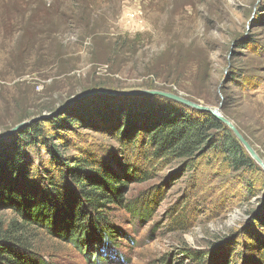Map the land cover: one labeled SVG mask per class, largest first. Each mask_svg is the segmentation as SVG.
Returning a JSON list of instances; mask_svg holds the SVG:
<instances>
[{"label":"rangeland","instance_id":"rangeland-1","mask_svg":"<svg viewBox=\"0 0 264 264\" xmlns=\"http://www.w3.org/2000/svg\"><path fill=\"white\" fill-rule=\"evenodd\" d=\"M8 1L33 7L21 13L29 38L12 20ZM97 2L94 13L76 22L68 0H0V135L47 115L38 121L37 137L17 131L0 142V172H10L8 160L17 156L33 169L30 181L46 183L64 173L61 185L71 201L67 173L81 151H91L125 183L123 205L103 207L105 219L86 221L81 236L67 237L55 220L53 231L36 225L26 234L35 257L46 264H264V169L257 163L260 170L238 169L222 151L186 165V158L155 155L147 135L137 143L142 152L122 145L116 133L121 128L131 136L156 118L161 123L170 113L197 109L164 97L118 94L84 96L58 111L89 90L151 85L220 108L264 160V0ZM72 115L78 121L71 122ZM9 176L0 174V186ZM135 204L140 214L133 213ZM14 219L20 217L0 200V221ZM87 234L110 239L123 260L102 251L88 255L81 246ZM191 251L203 252L204 260L195 263Z\"/></svg>","mask_w":264,"mask_h":264},{"label":"trees","instance_id":"trees-1","mask_svg":"<svg viewBox=\"0 0 264 264\" xmlns=\"http://www.w3.org/2000/svg\"><path fill=\"white\" fill-rule=\"evenodd\" d=\"M7 3L6 6H8V11L12 15V20H16L14 23L18 28H21L25 25L26 20L24 16H21V13L32 10L33 7L24 5L20 1L12 3L8 1ZM97 7V0H68L67 11L70 18L77 22L85 19L90 13H94ZM40 10L38 7L35 12ZM33 19L30 18V27L35 26ZM22 30V37L24 39L29 38L32 31L27 24ZM25 53L26 51H23L19 56H23ZM109 87L103 88L111 89ZM146 87L155 89L151 85ZM78 119L75 115H72L70 121L74 122ZM159 120L161 119L156 118L151 127L143 125L142 129H138V131H130L131 136H125L121 128L117 129L116 133L122 145L129 144L133 148L138 146V142L142 144L143 137L147 135L146 140L150 147L154 148L155 155L186 158V165L191 164L194 166L193 162L197 161L198 157L222 151L228 154L227 156H231V163L238 169L250 167L251 169L260 170L251 156L246 154L241 142L232 130L208 111L197 109L190 115L186 113L183 116H175V114L170 113L167 121L160 123ZM38 121L21 128L17 133L28 137L32 136V138L37 137L38 134L40 135L42 128L40 127L42 124ZM48 122L52 123L56 120L51 118L48 119ZM65 142L67 146V140ZM138 147L143 152L142 145ZM80 154L76 158L74 166L69 168L70 173H67L71 175L69 180L74 184L75 196L71 201L66 199L68 194L63 193L64 189L60 179L63 178L64 173L47 178L46 183H40L37 180L34 182L28 178L33 175V169L25 167L23 160L19 161L17 156L10 161L8 160L7 168L10 172L7 169L0 172L1 175H10L9 179H3L4 183L0 186V200L4 202L5 208L13 210L20 219L11 220L7 225L0 221V264H46L42 258L35 257L36 254L32 250L28 238H26L27 233L37 228L36 225L40 226L45 223L51 227H48V229L53 231L55 226L52 222L55 220V224L61 225V228L65 229L64 232L67 233L66 236L69 237L77 232L82 234L86 228V221L99 223L104 220L103 207L123 205L125 200L121 193L125 185L124 179H121L120 175L113 170V167L104 163L96 153L91 151L82 153L81 151ZM19 175H23L25 178L22 184L18 179ZM129 176L136 177L137 173L135 175L126 174L124 178H129ZM49 184L54 187L55 191L49 188ZM53 193L58 195L55 202L53 201ZM135 212H138V214L142 212L139 204L134 205L133 213ZM107 234L108 237L113 236L111 232ZM87 235L81 241V246L87 251L88 255L92 254L91 252L96 255L97 252L102 251L105 256H110L111 259L117 257L123 260L119 257L116 251L117 247L110 239L102 241V235H99V237ZM188 256L195 263H200L205 258L201 251H191ZM99 261L100 257L97 255L93 262L98 263Z\"/></svg>","mask_w":264,"mask_h":264},{"label":"water","instance_id":"water-1","mask_svg":"<svg viewBox=\"0 0 264 264\" xmlns=\"http://www.w3.org/2000/svg\"><path fill=\"white\" fill-rule=\"evenodd\" d=\"M97 94H102V95H118V94H126V95H139V94H149V95H158V96H162L165 98H169L171 100L180 102V103H184L188 106L194 107L198 110H204V111H208L210 113H212L213 115H215L217 118H219L224 124H226L232 131L233 133L236 135V137L239 139V141L241 142V144L246 148V150L249 152L251 158L262 168L264 169V160L260 157V155L257 153V151L253 148V146L248 142V140L243 136V134L240 132V130L236 127V125L229 120L228 118H226L224 115H222V113H220V108L217 107H209V106H205V105H201L198 104L196 102H193L189 99H187L184 96L175 94L173 92H168V91H163V90H158V89H134V90H124V91H113V90H109V89H98V90H89L83 94H80L78 96H76L74 99H72L71 101H69L65 106H63L61 109H59L58 111L63 110L68 104H70V102L76 101L84 96H90V95H97ZM47 115H43V116H37L34 118H31L29 120L26 121H22L18 124H16L15 126L11 127L10 129H8L7 131H5L2 135H0V142L2 140H4L6 137L16 133L17 131H19L21 128L31 124L34 121H37L39 119H43L46 118Z\"/></svg>","mask_w":264,"mask_h":264}]
</instances>
